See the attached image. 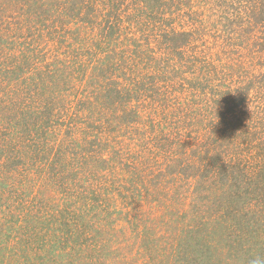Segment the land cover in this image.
Instances as JSON below:
<instances>
[{
	"label": "trees",
	"instance_id": "1",
	"mask_svg": "<svg viewBox=\"0 0 264 264\" xmlns=\"http://www.w3.org/2000/svg\"><path fill=\"white\" fill-rule=\"evenodd\" d=\"M258 255L264 0H0V264Z\"/></svg>",
	"mask_w": 264,
	"mask_h": 264
},
{
	"label": "clouds",
	"instance_id": "2",
	"mask_svg": "<svg viewBox=\"0 0 264 264\" xmlns=\"http://www.w3.org/2000/svg\"><path fill=\"white\" fill-rule=\"evenodd\" d=\"M249 264H264V256H254L250 259Z\"/></svg>",
	"mask_w": 264,
	"mask_h": 264
},
{
	"label": "rangeland",
	"instance_id": "3",
	"mask_svg": "<svg viewBox=\"0 0 264 264\" xmlns=\"http://www.w3.org/2000/svg\"><path fill=\"white\" fill-rule=\"evenodd\" d=\"M217 33H215L214 34V36H215V39H217L216 37H217ZM192 95V94H191ZM193 96V95H192ZM192 100H194V98L193 97H191V96H189L188 97V101H191V104H190V106L191 107H193V108H195V107H197L198 105H199V102H195V103H192ZM195 106V107H194ZM190 116H192V117H195V115L193 114V115H190ZM192 117H189L190 119H193ZM121 256V255H120Z\"/></svg>",
	"mask_w": 264,
	"mask_h": 264
}]
</instances>
